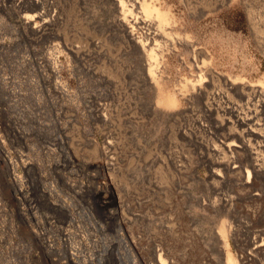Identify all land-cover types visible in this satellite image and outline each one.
Listing matches in <instances>:
<instances>
[{
  "label": "rangeland",
  "instance_id": "1",
  "mask_svg": "<svg viewBox=\"0 0 264 264\" xmlns=\"http://www.w3.org/2000/svg\"><path fill=\"white\" fill-rule=\"evenodd\" d=\"M13 1L0 0V264H221L224 216L210 203L246 188L237 173L212 177V164L234 162L224 150L238 144L224 126L230 109L261 135L234 128L264 164V109L229 93L220 75L264 85L248 13L264 28V0H146L169 19L147 52L157 87L116 24V0ZM128 1L126 15L144 19ZM169 95L176 107L157 108ZM236 206L239 240L264 231V195Z\"/></svg>",
  "mask_w": 264,
  "mask_h": 264
},
{
  "label": "bare ground",
  "instance_id": "2",
  "mask_svg": "<svg viewBox=\"0 0 264 264\" xmlns=\"http://www.w3.org/2000/svg\"><path fill=\"white\" fill-rule=\"evenodd\" d=\"M116 1L118 2L119 8H120L119 17L116 21V24H117V26H119L123 30V33H124L125 37L127 38V40L131 44H133V46L135 45L138 48L139 52H141L143 55L146 56L147 63L143 66L148 68V75L147 76H148V79L150 81V84H153L155 87H157V85H158V79H157L158 67L154 66L155 68H152V65H155V64H153V61H152L154 55L151 53H147V52L149 51L151 43L154 42V40H156L155 38H162V39L164 38L165 35L163 34L162 30H163V28L164 29L166 28V25H167L168 20H169L168 16L166 13L161 12L159 9H156L154 7H150L149 5H147L146 0H133V3H132L133 8L135 9V8H137V6L140 7L139 9H141V11L144 13L143 17H145V18L144 19L131 18L130 16L126 15V13H128V12L124 7V5H126L124 3V0H116ZM229 1L233 2L236 0H229ZM13 2L16 4V6H18V5L24 6L25 4H27V5H32L34 9H42V5H43L44 0H14ZM136 10H138V9H136ZM248 13H249V17L251 19V20L249 19V21H250V24L253 28L254 33H255V37L257 39V42H258L259 46H264V28L259 26L258 18L252 16L251 11L250 12L248 11ZM35 17L36 16H34V15H24L22 17L23 23L28 27L34 28V26H35V28H38V26L36 24H34ZM38 18L42 20L43 16L41 14L40 15L38 14ZM44 20H43V23H44ZM154 23L157 26H156V29H152V32H148V34L146 33L144 37H137L135 35L134 29L136 27H138V25L145 26V27H148V29H151V27L155 25ZM152 28H154V27H152ZM175 40H176V42H173V44H186L187 45L189 42L185 38L184 39L183 38L182 39L177 38ZM154 60L156 61V58ZM205 66H208V64H206V65L203 64V67H200L199 65H197L196 69L198 72H202V69ZM220 77L228 84V86H229L228 92L229 93H232V94H235V93L239 94L240 93L241 99H243V98H244V100L246 99V101H244V102L248 101V102L252 103V101L253 102L256 101L255 102V103H257L256 105L261 107L262 110L264 109V85L263 84L261 85V82H259L260 86H261L260 87L259 85H253L251 83H248L241 78L228 76V75L227 76L220 75ZM201 79H202V76L200 75V77H199L200 83H201ZM192 87L197 88L194 91L195 93L202 95V96L204 95V90H201V88H199L200 87L199 85H197V86L195 85ZM191 94H194V93L192 92ZM195 96H196V94H195ZM206 99L208 100V98H205V100ZM156 104H157L156 105L157 108H162L164 110H171V109H174L176 107L177 103H176L175 97L169 95V96L164 97L163 99L158 98ZM250 112H253V111H250ZM233 113L234 112H232L230 109L229 114L231 115V118L234 120L232 121L231 118L228 117L229 120L224 124V126H227V125H228L227 127H229V125L231 126V127H229L230 129H227V130H229L228 131V138L236 139V142L238 144H234L235 140L233 139L234 142H232V143L230 142L229 144L224 145V150L226 153L230 154L229 155V156H231L230 159L234 160V162L231 163V161L228 162L227 160L225 161V159H223L224 161H222V160L221 161H215V163L212 164V168L216 167V169H215V171H212V177H220L222 175V173H227V172L237 173L240 176V180L243 182V187L246 188L245 189L246 193L244 192L243 193L244 195H240V196H230V197L219 196L220 198L217 197V199L215 197H213L212 203H210L212 205V209L222 213L224 216V220L221 222V229H220L219 233H217L219 235L218 237H220V239H221V242L219 241L220 246L217 249L218 256L220 258L219 261L221 262V264H264V231L254 232L252 237L246 236L244 238V240L243 239L239 240L236 237V234L238 232V229L241 228L240 227L241 222L236 221L235 217L237 215L234 217L236 212L242 214V210H239V211L236 210L235 206L237 204L240 205V204L244 203L245 201H246V203L247 202H253L254 200L259 201L261 199L262 195H264V190L262 188H261V190L254 188V185L256 183H258V182L264 183V164L260 163L256 158L257 156L254 157V153L251 152V151H253V149H251L250 145H249V141L251 139L249 138L250 140H247L245 138L244 134H239V133L235 132L234 128H237V127L247 128L246 129V132L248 133L247 135L251 138L254 137L256 139H260L261 135L257 134L256 131L252 129V127L251 128L249 127L250 129L248 130V125H247L246 121H244L245 118L240 117L239 114L233 115ZM257 114H258V112L256 111V112L251 114L252 116L250 115L249 119L251 120V122L256 118ZM261 116H264V114ZM234 121H235V123L233 124ZM183 136L186 137V134L183 133ZM263 140H264V138H263ZM228 142H229V140H228ZM218 147H220V146H218ZM240 150H243V152H244V155L246 158L245 157H242V158L246 159L245 160L246 162L244 161L245 164L247 163L246 165L245 164L243 165V163L239 162V160H241V159H237L238 157L237 158L233 157V154L239 153L238 151H240ZM236 207H238V206H236ZM244 213H247L250 216H254L257 214L256 209L251 210L249 208L246 209ZM228 217L232 218L233 221L229 218L231 220V222L229 223L226 220ZM236 225H238L239 228ZM227 230H228V235H227ZM230 235H231L232 240L235 241L238 253H240V255L237 257V259L233 256V254L231 252V247H230V243H229L230 237H228ZM214 250H216V249H214ZM159 260H160V258H159ZM158 264H165V263L163 260H160Z\"/></svg>",
  "mask_w": 264,
  "mask_h": 264
}]
</instances>
